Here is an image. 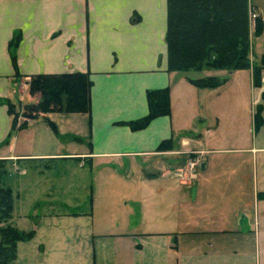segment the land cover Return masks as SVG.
<instances>
[{"label": "crops", "instance_id": "obj_1", "mask_svg": "<svg viewBox=\"0 0 264 264\" xmlns=\"http://www.w3.org/2000/svg\"><path fill=\"white\" fill-rule=\"evenodd\" d=\"M248 7L264 25V0ZM167 19V0H0L3 180L13 191L12 224L35 230L18 242L16 264H264L263 127L235 146L207 139L209 129L205 137L181 133V118L199 105L197 90L221 92L190 79L232 72L170 70ZM255 26L249 22L251 64L264 55V26L259 36ZM76 72L92 81L90 113L19 115L14 127L5 100L37 102L33 76ZM167 87L171 114L132 129L129 122L149 113L148 91ZM192 151H204L202 161L196 178L184 180L177 170ZM84 177L86 196L49 209ZM170 188L171 212L150 217V192Z\"/></svg>", "mask_w": 264, "mask_h": 264}, {"label": "trees", "instance_id": "obj_2", "mask_svg": "<svg viewBox=\"0 0 264 264\" xmlns=\"http://www.w3.org/2000/svg\"><path fill=\"white\" fill-rule=\"evenodd\" d=\"M168 19L166 43L168 46L169 69L177 71L202 70L203 68L228 70L251 68L253 81L261 85L260 72L264 68V55L260 64H251L249 38L248 0H167ZM255 35L263 31V20L255 19ZM18 35L11 41L13 47ZM226 79L206 77L190 79L199 88L214 89ZM30 93H39L40 100L26 105L32 110L31 117L39 113H90L92 81L88 73L40 74L29 81ZM149 113L128 124L134 130L145 128L154 118L170 115V88L150 90L147 93ZM2 102V100H0ZM10 115L14 114L13 103L5 100ZM255 112L256 126L262 122V106ZM18 117L15 114V127ZM48 123L55 127L54 123ZM13 127V128H14ZM256 127V129H257ZM0 208L11 219L13 191L2 182L6 165L0 160ZM35 230L24 231L15 226L0 228V264H16L17 244L33 238Z\"/></svg>", "mask_w": 264, "mask_h": 264}, {"label": "rangeland", "instance_id": "obj_3", "mask_svg": "<svg viewBox=\"0 0 264 264\" xmlns=\"http://www.w3.org/2000/svg\"><path fill=\"white\" fill-rule=\"evenodd\" d=\"M250 21H254V19H252L251 15L249 14V22ZM256 49V53L258 52L257 54H259L258 48ZM262 56L260 58V62L262 60ZM256 58L258 61L259 58ZM260 62L257 64H260ZM251 72V68H246L234 70L231 74H223V77L226 76L227 78L225 77L226 80L224 84L221 85L220 93H213V91L208 90L207 94L206 91L203 92L202 90H197L199 95V105L196 107H192V109L188 111L185 116H183L185 117V119L183 117L181 118V124H188L186 127H183L181 129V133L185 135L189 134V136L203 135V137H205L209 129L210 133L208 135L209 138L206 137L207 139H211L213 142H222L220 143L222 144V146H231L230 143L235 142L236 139H250L257 134V132L255 131L257 127L255 120V112L258 110L257 107L261 105L262 122L260 126L257 127V131H259L263 127L262 137L264 139V91L263 89H261V92H259V88H262V86H264V68L260 72V86H256L254 84L253 72L252 74ZM221 73L222 72H220V75ZM192 75L196 78L201 77V73L198 72H192ZM31 95L36 96L38 98V101L40 100L39 93ZM255 98L256 103H253ZM38 101L27 103L23 106L13 104L14 114L12 115V117L14 118L16 114L17 117L19 115H23L26 118H30L31 116H33L30 115L32 113V110L26 109L25 106L33 105L35 103H38ZM41 114L42 113H39L37 116ZM192 115L196 116V120L192 122L193 125H190L189 118ZM197 117L199 119H197ZM204 144L206 148H208V146L217 147L219 145H210L208 141L204 142ZM232 146H235V143H232ZM203 152L204 151L194 153V151H192L190 154L191 156L189 154L185 156L182 155V165L178 168L179 170H177V173L184 176V180L187 179V177H185L187 173H195L196 170H199L203 157ZM192 162H197L194 168H192L191 166ZM0 172H2L1 168ZM72 177L73 176L68 175L67 178L70 181L72 180ZM189 178L191 180L195 179L196 174L192 176L191 173V175L188 177V180ZM85 179H87V177L83 178L81 184L79 182H75L72 185H69L67 192L64 191L59 193L54 199V202L57 203L49 209H54L58 211L63 210L67 208L65 204H70L69 201L74 200V203H76L77 199L82 198V196H86V191H82ZM2 182L4 183L5 179L3 180L2 178ZM159 194L160 193L153 191L150 192V195L147 198V205L145 206L148 207L149 211H152L149 213L150 217L155 213L153 211H157L162 207L164 211L168 210L169 212H171V209L168 207L170 204H173V199L175 198L174 194L172 193V188H170V191H165L163 195ZM39 198L40 197L36 199V202L41 201ZM78 202L79 204L81 203L80 200ZM38 208L41 211H43L44 209H48L41 206ZM131 208L134 211V207ZM1 209L2 208H0V228L6 226H14L10 218L8 220L6 219V215L1 211ZM153 224L156 227V224Z\"/></svg>", "mask_w": 264, "mask_h": 264}, {"label": "built area", "instance_id": "obj_4", "mask_svg": "<svg viewBox=\"0 0 264 264\" xmlns=\"http://www.w3.org/2000/svg\"><path fill=\"white\" fill-rule=\"evenodd\" d=\"M251 16L253 19H256V17L258 16V13L255 9L251 10ZM196 164H197V162H192L191 163L192 168H194ZM194 175H195L194 172H192V176H194Z\"/></svg>", "mask_w": 264, "mask_h": 264}]
</instances>
